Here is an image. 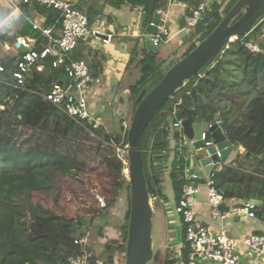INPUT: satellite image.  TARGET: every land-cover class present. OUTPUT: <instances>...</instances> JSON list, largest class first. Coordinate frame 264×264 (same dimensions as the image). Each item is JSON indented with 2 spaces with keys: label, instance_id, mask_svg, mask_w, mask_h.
Instances as JSON below:
<instances>
[{
  "label": "trees",
  "instance_id": "1",
  "mask_svg": "<svg viewBox=\"0 0 264 264\" xmlns=\"http://www.w3.org/2000/svg\"><path fill=\"white\" fill-rule=\"evenodd\" d=\"M170 1L107 0L113 7L125 4L142 8L145 27L161 23L157 12L166 9ZM177 1L186 6L185 15H191L193 9L204 4V0ZM235 2L221 0L206 8L183 40L186 47L176 62L211 33ZM36 9L45 17V27L53 23L60 25L58 11L40 5H36ZM85 16L89 25L93 16ZM25 33L37 36L31 27ZM245 43L256 45L261 53L249 51ZM82 58L76 49L67 55V61ZM13 61L14 57L0 80V264H67L66 257L81 252L74 240L86 238L91 230L102 237L108 225L107 209L121 190L126 189L128 193L124 165L116 154V146H127V129L120 126V131L113 133L100 126L93 128L47 102L44 95L53 83L69 81L62 68L51 66L52 59L47 60L42 72L33 70L21 87L14 86L11 79ZM133 61L134 53L129 62ZM164 64L156 52L144 51L143 57L137 60L141 80L130 87L132 115L141 99L171 66ZM191 108L193 122L213 124L219 119L231 146L244 150L229 163L224 162L213 178L215 189L225 200L223 209H227L225 206L231 201H258L260 205L254 214L264 223V12L249 32L225 45L198 75L185 81L149 121L140 147L148 193L154 200H165L163 184L167 169L175 203L180 198L188 160L185 152L176 150L167 167L169 138L183 141L182 131H174L171 124L186 117L182 109ZM206 137L210 140L209 134ZM86 172H104L108 181L104 191L111 201L105 208L93 210V214L75 218L58 215L53 206L58 205L60 180L67 177L75 181ZM35 195L49 200L52 207L35 201ZM128 217L129 194L120 239L105 241L98 254L87 249L91 253L88 264H96L100 258L112 264L115 253L122 254L124 259ZM180 222L179 257L167 254L162 262L156 251L153 263L186 264L189 251L181 219Z\"/></svg>",
  "mask_w": 264,
  "mask_h": 264
},
{
  "label": "built area",
  "instance_id": "2",
  "mask_svg": "<svg viewBox=\"0 0 264 264\" xmlns=\"http://www.w3.org/2000/svg\"><path fill=\"white\" fill-rule=\"evenodd\" d=\"M20 3L41 5L58 11L61 15L59 33L55 35L51 27L33 23L32 29L37 36L16 37L14 30L21 21L22 14L19 7L14 5L6 21L0 26V80L11 57H14L11 79L16 87H21L33 70L42 72L47 60L52 59L51 66L62 68L69 81L66 84L53 83L44 99L68 117L98 128L99 122L90 115L87 106V92L91 82L89 67L83 60L67 61V55L76 49L79 41H101L106 45L110 42L111 35L102 37L98 30L90 29L83 13L76 8L71 9L70 5L60 0H20ZM137 9L142 12V8ZM205 11V5L200 4L192 10L191 15H184V28L193 27ZM150 26L156 29V33L150 36L154 46L157 47L169 38V31L163 23H150ZM235 39H229L230 43ZM244 46L253 53H261L256 45L245 43ZM211 125L222 127L219 119L209 124ZM122 126L128 129V124L123 123ZM171 128L181 132V119L172 123ZM206 135L207 133H203L201 140L204 147H209L212 141L208 140ZM116 154L124 165L123 174L127 179V146H116ZM207 156L210 157L209 154ZM210 165L212 168L204 184L210 215L220 220L236 214L256 218L254 212L257 205L252 203V200L227 210L223 209L224 197L213 185V178L222 169L223 163ZM196 179L197 176L193 172L185 175L180 198L173 207V213L181 219L184 226L185 243L189 251L186 264H264V233H251L242 237L241 243L245 247L246 257L244 260L238 250L237 239L229 236L224 229L215 232L197 219L194 202L198 193ZM95 201L99 208H105L106 203L102 197L96 196ZM74 244L81 247V252L66 257V263L88 264L91 253L86 250V238L76 239Z\"/></svg>",
  "mask_w": 264,
  "mask_h": 264
},
{
  "label": "crops",
  "instance_id": "3",
  "mask_svg": "<svg viewBox=\"0 0 264 264\" xmlns=\"http://www.w3.org/2000/svg\"><path fill=\"white\" fill-rule=\"evenodd\" d=\"M60 1L78 8L84 15L93 16L89 23L90 29L98 30L102 37L111 35V40L106 45L102 44L101 41H91L90 43L79 41L76 47V50H79L82 54V60L89 67L91 82L89 83L87 92V106L90 115L105 130H108L107 128L111 123L113 124L118 121L120 126L123 123L128 124L133 109V103L130 100V87L141 80L137 60L143 57L144 51L148 52L144 45V36L146 35V28L148 26L142 25V16L137 9L138 7L131 8L125 4L113 7L107 0ZM213 2L221 3V0H204V5L207 8ZM14 5L19 7L22 14L21 21L18 22L14 30L16 37L30 36L25 32L29 27L32 28L33 23H38L40 26L45 27V17L38 12L36 5H23L20 3V0H0V26L4 24ZM185 9L186 6L184 4L177 0H172L161 13L157 12L161 23L169 31V38L162 42V55L160 56L164 57L173 52L176 55L178 54L177 58L179 57L180 52L178 49L181 51L184 47L182 42L188 34L182 20L185 15ZM50 27L53 29L55 35L59 33L60 25L53 23ZM172 44H178L180 47L170 50V45ZM158 46L156 53L159 55ZM132 53H134L135 61L130 63ZM178 144L173 137L169 138L167 167L173 159L174 152L176 150L183 151L186 153L188 160V168L185 171L187 175L189 172H193L189 169V153L192 150L184 137L180 144L181 148ZM238 153H242L240 147L237 149L233 148L225 163L232 161ZM164 178L163 195L165 196V200L160 201L163 202L166 208L171 209L175 201L168 179V169L164 173ZM165 186L168 189H165ZM194 202L197 219L211 230L217 232L220 229H224L229 236L237 239L239 244L238 250L242 255V259L245 260V247L241 243L242 237L251 233H264V223L258 218H249L237 214L221 220L213 218L207 205L206 186L204 184H198V193L194 198ZM116 203L117 200L110 206L111 208L107 209L109 213L108 225L103 229L102 237L96 235V243L98 244L95 245L94 254L101 252L105 241L120 239L121 237L125 211L124 213H119L115 206ZM242 204L244 203L231 201L225 207L231 208ZM259 205L257 204V206ZM97 209L99 210L98 207ZM178 222L179 224L181 223L179 217ZM106 230L108 233H105ZM123 262L122 254L115 253L112 264H123ZM96 264L107 263L104 258H100L96 261Z\"/></svg>",
  "mask_w": 264,
  "mask_h": 264
},
{
  "label": "water",
  "instance_id": "4",
  "mask_svg": "<svg viewBox=\"0 0 264 264\" xmlns=\"http://www.w3.org/2000/svg\"><path fill=\"white\" fill-rule=\"evenodd\" d=\"M70 8L74 7L70 5ZM263 12L264 0H236L211 33L191 52L171 65L160 82L137 105L127 129L129 217L123 264H150L154 256L153 208L143 171L140 147L145 128L153 115L174 96L185 81L198 75L211 63L222 48L230 43L229 39L249 32ZM239 14H242L241 17L233 22ZM155 33V27L146 28L144 45L148 52L157 50L150 39ZM182 112L186 117L181 119V131L192 150L189 153V169L197 176L196 183L205 184V178L212 168L210 163H224L233 151V147L227 141L221 126H209L207 122H193V108L182 109ZM203 133L210 135L211 146L204 147L201 140ZM240 150L243 153L242 147ZM251 202L260 204L255 200Z\"/></svg>",
  "mask_w": 264,
  "mask_h": 264
},
{
  "label": "rangeland",
  "instance_id": "5",
  "mask_svg": "<svg viewBox=\"0 0 264 264\" xmlns=\"http://www.w3.org/2000/svg\"><path fill=\"white\" fill-rule=\"evenodd\" d=\"M193 28L194 26L188 27L185 30L187 32H190V30H193ZM176 47L180 46H178V44H172L170 45V50L175 49ZM185 47L186 46H184L181 51L180 49H178L180 52L179 56L184 52ZM158 48V57L159 59L165 61L164 65L168 67L176 62V56H178V54L176 55L175 53L171 52L169 53V55L167 54L166 56L162 57L160 56L162 55V43L159 44ZM131 117L132 114L130 116L129 123L131 121ZM107 129V131L109 132H119V121L113 124L111 123V125L108 126ZM177 143H179L178 146L180 147L181 141H177ZM107 182L108 181L104 172H97L93 174L86 172L84 174L78 175L75 181H72L67 177L62 178L60 180L61 190L58 199V205L56 207L53 206L55 212L65 218H75L84 214H93V210H97L98 207L95 204L96 196L102 197L105 200L106 204L107 202L111 201L110 195L107 196L108 193L104 191L105 187L108 186ZM165 189H168V187L165 186ZM119 194L120 195L117 198V203L115 206L118 209L117 211L119 213H124V211L126 212L128 207V193L126 189H124L121 190ZM34 200L41 202L46 206L52 207L51 202L45 199L43 196L35 195ZM150 202L153 208V252H159L162 262L167 254H169L170 257L176 258L179 255L182 245L180 238L181 226L178 222V217L173 213V208H166L163 202L160 201V199L154 200L151 198ZM105 233H108V231L106 230ZM96 240V232L95 230H91V234L86 237V250L90 249L92 252H94L96 248L95 245L98 244L96 243ZM150 264L156 263L151 262Z\"/></svg>",
  "mask_w": 264,
  "mask_h": 264
}]
</instances>
